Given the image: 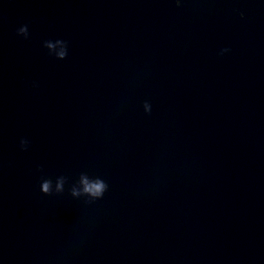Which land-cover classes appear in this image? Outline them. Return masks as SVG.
<instances>
[{
    "label": "water",
    "instance_id": "1",
    "mask_svg": "<svg viewBox=\"0 0 264 264\" xmlns=\"http://www.w3.org/2000/svg\"><path fill=\"white\" fill-rule=\"evenodd\" d=\"M0 264H264V0H0Z\"/></svg>",
    "mask_w": 264,
    "mask_h": 264
},
{
    "label": "clouds",
    "instance_id": "2",
    "mask_svg": "<svg viewBox=\"0 0 264 264\" xmlns=\"http://www.w3.org/2000/svg\"><path fill=\"white\" fill-rule=\"evenodd\" d=\"M180 2H181V0H176L177 5H179ZM241 15H243V13H241ZM18 33H23L24 36L27 37L28 33H27V30H26V26L25 27H21L18 30ZM227 51H228L227 48L221 49L220 50V54H223V53H225ZM65 54H66V49L60 53V57L63 58L65 56ZM143 108H144L145 112H150L151 105H149L147 103V101H145ZM27 144H28L27 140H25V139H21L20 140L21 148H26ZM95 184H96V187L93 188V189H84V190H81L80 192L73 191L72 194L73 195H86L87 197L92 198V200L100 199V198H102L104 196V192H105V190L107 188V185H105L103 181H96ZM45 190H47V182L45 183ZM57 190H59V183L57 185Z\"/></svg>",
    "mask_w": 264,
    "mask_h": 264
}]
</instances>
